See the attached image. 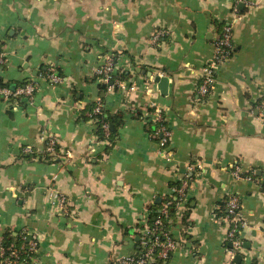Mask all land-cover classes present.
Returning a JSON list of instances; mask_svg holds the SVG:
<instances>
[{
    "label": "crops",
    "instance_id": "1",
    "mask_svg": "<svg viewBox=\"0 0 264 264\" xmlns=\"http://www.w3.org/2000/svg\"><path fill=\"white\" fill-rule=\"evenodd\" d=\"M223 25L233 51L201 96ZM158 30L165 35L152 43ZM0 49L1 82L37 86L31 101L0 97V241L7 231L34 234L29 264H122L138 250L149 206L186 179L187 199L169 223L176 247L163 264H264V0H0ZM107 56L134 89L92 74ZM155 75L168 78L165 95ZM93 102L123 113L111 147L87 118ZM155 110L171 131L164 147L158 130L147 131ZM50 136L56 153L47 158ZM50 189L65 197L63 209ZM229 193L245 220L238 262L216 214Z\"/></svg>",
    "mask_w": 264,
    "mask_h": 264
},
{
    "label": "built area",
    "instance_id": "2",
    "mask_svg": "<svg viewBox=\"0 0 264 264\" xmlns=\"http://www.w3.org/2000/svg\"><path fill=\"white\" fill-rule=\"evenodd\" d=\"M165 35L164 30H158L151 36V42L157 43L162 36ZM233 51V43L231 40V27L230 25H223L219 36L214 41V53L212 59L206 63L203 68V75L201 83L198 86V93L201 96L206 95L212 88L215 74L219 66L224 64ZM6 61V52L0 49V66H3ZM93 75L101 82L111 81L113 78L114 83L122 90L127 91L134 89V86L127 87L120 82L116 76H114V60L112 56H107L103 64L95 67L92 72ZM45 78L52 83L60 81L59 75L54 71H49ZM37 89L36 83L28 81L24 85H19L15 88H9L6 84L0 80V97L6 101H17L20 98L31 101L33 95ZM15 103V102H14ZM261 117L264 119V96L261 99ZM100 104H96L92 111L88 113L92 123L96 121L92 115L99 113L102 110ZM155 117L152 120L159 122L164 121L160 111L154 112ZM101 129L105 135L109 134L108 123L102 122ZM158 134L161 137V146H164L171 135L170 129L164 124H160L158 127ZM56 139L50 136L46 140L45 151L49 155L56 153ZM25 152H30V148H24ZM193 165L187 166L188 170H192ZM234 176H241L237 167L233 169ZM246 179H252L251 176H244ZM188 182L186 179H182L171 186L170 198L162 204L158 210V214L154 216L151 222H143L141 226L137 228L138 234V250L135 254L123 259L122 264H163L170 256L171 252L176 247V241L172 236L169 229L170 217L168 216V209L170 200L173 199L177 204L184 203L188 195ZM48 197L55 202L59 209H63L65 205V197L54 189H50ZM224 208L227 212L224 219L227 221V229L225 240L230 247H227V251L230 254L231 260L234 259L235 254L242 245V238L240 233L242 227L245 225L244 216L241 211L240 198L235 193H229L224 199ZM155 212L154 210H149ZM20 244L15 246L12 243L8 246L3 245L0 241V264H29L37 251L38 239L36 236L28 231H22L19 234ZM31 253V257L26 258L25 254Z\"/></svg>",
    "mask_w": 264,
    "mask_h": 264
},
{
    "label": "trees",
    "instance_id": "3",
    "mask_svg": "<svg viewBox=\"0 0 264 264\" xmlns=\"http://www.w3.org/2000/svg\"><path fill=\"white\" fill-rule=\"evenodd\" d=\"M124 75L125 74L122 73L121 75H118V76L121 78ZM114 76H116V75L114 74ZM118 76H116V77H118ZM111 81H114L113 78L111 79ZM24 84L25 83H23L21 85H24ZM99 85H100L101 88L103 87L102 86V83H99ZM7 86L9 88H11L9 85H7ZM96 104H100V102H93V103L89 104L88 107H87V113L91 112L92 109H93V107ZM154 109H155L154 107H149V108H147V111L148 112H152V111H154ZM136 115L138 117H141L142 114H141L140 110L136 111ZM92 117L93 118H96V121L93 124L95 125L94 132L96 133L97 137L99 139H106V140H108L109 141V146L111 147L115 143V139H116V135H117L118 128L123 124V113L122 112L109 113L106 110L102 109L99 113L93 114ZM87 118L90 119V116H87ZM102 122L108 123V126H109V134L108 135H105L104 132H103V130L101 129V123ZM160 124H164L165 126H167L165 124V121L159 122L157 120H152V122H151L149 120L147 122V125H148L147 126V131L150 132V133L155 132L156 130H158V127H159ZM155 138L157 140H160L159 135L158 136H155ZM168 140H167L166 144L168 143ZM166 144L164 146H166ZM110 147H108V148H110ZM48 155L49 154H47V156H45V157L48 158ZM262 187H264V184L262 185ZM169 200H170V204H169V209H168V213H169L168 216L171 217L172 215H174V213L176 211L177 202L175 200H173V199H169ZM166 201L167 200H164L161 203L152 204L151 206H149L150 207L149 208L150 210H154L155 211V212H150L149 213V216H148V221L149 222H151L153 220L154 216H156L158 214V210L160 209V207L162 206V204L164 202H166ZM216 212H217L216 214L218 216H223V217L226 216L227 212H226V210L224 208V202H222V204L219 206V209L216 210ZM11 243L13 245H15V246H17V245L20 244L19 233L18 234H15L12 231H7L4 234L3 239H2V244L3 245H6V246L7 245L9 246ZM31 255H32L31 253H26L25 254V257L29 259V257H31Z\"/></svg>",
    "mask_w": 264,
    "mask_h": 264
},
{
    "label": "water",
    "instance_id": "4",
    "mask_svg": "<svg viewBox=\"0 0 264 264\" xmlns=\"http://www.w3.org/2000/svg\"><path fill=\"white\" fill-rule=\"evenodd\" d=\"M148 75H151V73L148 72ZM153 78H154V81L157 83V88L160 94L165 95L167 93V88H168V78L166 76H160V75H155ZM158 201H160V197L156 198V202ZM240 259H241V255L236 254L234 260L238 262V260Z\"/></svg>",
    "mask_w": 264,
    "mask_h": 264
}]
</instances>
